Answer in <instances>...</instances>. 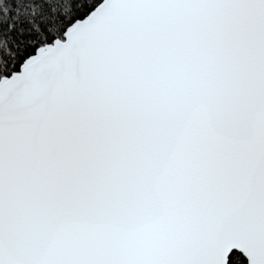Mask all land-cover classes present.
<instances>
[{
  "label": "snow or ice",
  "instance_id": "6c2138e0",
  "mask_svg": "<svg viewBox=\"0 0 264 264\" xmlns=\"http://www.w3.org/2000/svg\"><path fill=\"white\" fill-rule=\"evenodd\" d=\"M0 264H264V0H0Z\"/></svg>",
  "mask_w": 264,
  "mask_h": 264
}]
</instances>
